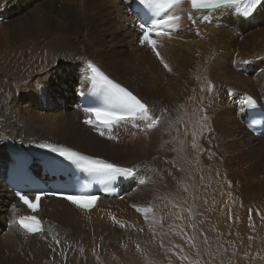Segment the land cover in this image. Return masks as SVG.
I'll return each mask as SVG.
<instances>
[{"label": "bare ground", "instance_id": "6f19581e", "mask_svg": "<svg viewBox=\"0 0 264 264\" xmlns=\"http://www.w3.org/2000/svg\"><path fill=\"white\" fill-rule=\"evenodd\" d=\"M128 1L43 0L30 6V0H0L6 16L24 7L38 17L0 22V169L9 159L3 150L7 136L17 142L65 146L134 169L121 196H100L89 211L62 198L44 197L37 217L45 231L33 235L11 223L29 211L7 190L0 171V223L10 221L3 230L0 227V264H264V138L248 131L235 116L243 93L264 103V3L249 18L232 9L217 10L209 19L222 21L218 26L201 23V14L188 18L189 7L184 4L176 10L181 19L171 30V38L156 37L160 52L156 57L151 45L140 43L143 34L129 29L133 19L126 13ZM197 25L201 34L187 33ZM102 50L109 63L102 58ZM86 60L95 62L147 104L151 115L159 118L157 126L148 129L147 121L136 119L135 127L114 128L110 133L114 140L95 135L85 123V113L76 107V91L87 84ZM69 90L75 95L70 96ZM66 98L63 111L58 105ZM51 102L49 112L38 111ZM186 138L199 149L193 153L199 166H232L226 169L237 170L238 186L218 183L198 196L194 194L198 187L185 175L180 186L187 193L181 197L175 193L176 208L173 188L185 165V152L190 151ZM222 190H226L224 196ZM149 199H154L153 212L167 221L176 214L185 218L188 234L179 260L170 254V242L169 247L158 239L155 247L125 232L131 224H138L148 229L149 239L159 232L170 240L173 221L167 227L148 214L156 221L149 225L145 214L138 213L137 208ZM249 202L259 214H245L246 221L250 220L245 223L246 231L240 233L233 226L230 229L241 237L229 236L232 240L224 241L223 234H231L224 227L229 222L228 210H234L233 218L235 208ZM127 222L131 224L125 226ZM102 227L114 228L96 234L95 229ZM217 251L223 254L221 260Z\"/></svg>", "mask_w": 264, "mask_h": 264}, {"label": "snow or ice", "instance_id": "6c2138e0", "mask_svg": "<svg viewBox=\"0 0 264 264\" xmlns=\"http://www.w3.org/2000/svg\"><path fill=\"white\" fill-rule=\"evenodd\" d=\"M139 3L144 5L146 9L151 12L150 19H152L150 24L141 23L139 25L143 34L140 43L151 45L153 51H155L156 55L159 57L160 53L156 51L158 41L152 38V34L154 33L156 37L170 36L171 30L179 26V21L181 19L179 15L175 14L176 10L181 9L184 4L190 6L187 12L189 18L195 13L201 14L202 18L207 20L212 13L221 9H234L245 16H249L255 11L258 5L264 3V0H139ZM204 11H207L208 15H203ZM147 14L148 13L146 12V15ZM165 27H167V31L163 30ZM161 62L163 63L162 57ZM247 62L248 61H244V63ZM164 67L168 68V64L164 63ZM90 70L93 74V82L103 89L110 107L86 108L85 111L90 114L89 118L85 121L86 123L100 124L108 129L109 133L113 126L127 119H140L147 121L146 127L148 129L157 126L159 118L151 115V111L147 104L127 88L116 83L103 72L99 71L95 66H92ZM170 70L171 69L169 68V71ZM207 87L208 90L211 91L213 86L209 82ZM240 103L243 105L255 106L256 101L251 96H246L240 101ZM92 117H95V119ZM203 119L206 120L207 117L205 116ZM202 127H206V125H203ZM100 134L104 135L105 133L101 131ZM195 135L196 133L194 132L193 136ZM109 139L114 140L116 137L109 135ZM193 146H196L195 143ZM44 147H50L53 152H58L60 156L66 157L68 160L79 162L80 166L86 171L99 174L108 180H115L120 176H130L134 171L132 168L120 167L117 164L110 163L103 159L80 155L67 148H56L51 145H44ZM143 182L144 181H141V183ZM17 195L19 200L27 205L28 208L32 209L33 212L37 211L39 201L41 200L40 193H36L34 200L21 193H17ZM66 199L84 210L92 207L91 203L85 202L86 198L84 197L69 195ZM91 199H95V197H92ZM133 207L137 206L133 205ZM137 211L143 212L145 214V219L147 220L149 219L148 214L152 213L153 209L151 206L138 207ZM11 223L19 225L20 229L28 235L41 234L45 231L43 222L35 215L14 217ZM53 239L57 244L60 243L55 236H53Z\"/></svg>", "mask_w": 264, "mask_h": 264}, {"label": "rangeland", "instance_id": "374dc122", "mask_svg": "<svg viewBox=\"0 0 264 264\" xmlns=\"http://www.w3.org/2000/svg\"><path fill=\"white\" fill-rule=\"evenodd\" d=\"M43 0H30V6H33L34 3H37L38 5L40 4V2H42ZM57 1V0H56ZM0 10L3 12L4 11V14L0 13V22L1 20L6 23V24H10V23H15V22H18V21H25V20H32V21H35L37 20V16H35L37 13H33L31 10L32 9H26V8H21L19 9L18 11L16 12H10L9 15H5V8L4 6H2L0 8ZM202 20V19H201ZM195 23V22H194ZM125 25L127 26V22H125ZM131 25L132 24H129V29L132 30L133 32L134 29L131 28ZM229 27H232V25H229ZM128 31V30H127ZM241 31V30H240ZM242 32V31H241ZM193 33V32H192ZM242 34V33H241ZM241 34L238 33L239 36H241ZM136 35V34H135ZM128 37H131L130 36V33H129V36ZM161 38H165L164 37H161ZM171 38V37H170ZM136 42H137V35H136V38H135ZM128 48H131V46H128ZM106 50L108 51V49L106 48ZM130 50V49H129ZM91 52V51H90ZM101 53V56L103 58V56H105V51H100ZM108 53H110L108 51ZM105 54V55H104ZM108 56V54H107ZM89 57H93L91 55H89ZM118 56H116L115 59H117ZM106 60H105V59ZM103 59L105 61H107L109 63V59L108 57H104ZM108 59V60H107ZM119 59V58H118ZM161 61V59L159 60ZM260 62L261 64V60H257ZM240 69V68H239ZM109 76V75H108ZM110 77V76H109ZM112 78V77H111ZM113 79V78H112ZM115 80V79H114ZM261 85V84H260ZM263 86V84H262ZM263 90V88H262ZM232 89L229 90V92H231ZM66 93V91H65ZM68 94L70 96H74L75 93H74V90H69L68 91ZM23 95V93H22ZM136 95V94H135ZM67 96V95H65ZM76 98H77V95H75ZM68 99L66 98L65 101H60L59 102V105L58 107L60 109H62L63 111H65V109L67 108L66 105H65V109L60 106V104L62 105L63 102H65L66 104H68ZM0 103L2 104V101L0 100ZM54 102H51V104L49 106H46V107H42V108H38V111L42 112V113H46V112H49L51 109H52V105H53ZM75 103V102H74ZM0 104V105H1ZM8 137V136H7ZM5 137V139L7 138ZM9 138H12V137H9ZM13 139V138H12ZM14 140V139H13ZM22 143H32V142H25V141H21ZM117 142V141H115ZM128 142V141H127ZM186 143H187V148L190 150L189 153H186L185 152V165L184 167L178 172V174L176 175V178H175V182H174V188H173V196H172V200H173V204L175 205L176 208L179 207V204H178V199L174 198L175 196V193H177L180 197L184 194V193H187L185 190H183L181 188V179L185 176V175H189L190 176V180L192 181V185L193 186H197L198 187V190H194V194L196 193H199L198 196L202 195V193L211 188V187H216V185L219 183L221 186H226V187H229V188H233V187H237L238 183H236L237 181V176L238 174L237 173V170L235 169V171L233 170H228L226 169L227 167H232V166H228V165H222L220 164L218 167L216 168H213V169H208L207 166H204V165H201L199 166V164L197 162H195L193 159V153H198L199 149L196 148V147H193L192 146V142L189 138H186ZM264 143V142H263ZM264 146V144H263ZM224 151H222L223 153ZM225 154V153H224ZM136 168V167H135ZM237 175V176H236ZM258 181V180H257ZM218 184V185H219ZM217 185V186H218ZM228 185V186H227ZM190 186H188L189 188ZM215 189V188H214ZM130 190H128L129 192ZM224 191L226 190H222L221 192L224 193ZM225 195V193L223 194V196ZM154 202V199H149L148 202L142 206V207H148V206H152V203ZM247 205H244V204H241L239 205L241 208H238L236 207L235 208V216L232 218V211L228 210L227 212V216H228V221L229 222H226V224L224 225V227L228 230H230L231 234L234 233V235H231L229 233V231H226L227 233L226 234H223V237H224V241L225 239L227 238L228 240H232V238H230L229 236L231 237H235V239H238L239 237V233H237L236 230L240 231V233H244L246 231V226H245V223H248L250 224V220L249 221H246L245 219V214L246 215H249V214H256L258 215L259 213H256L255 212V206L256 205H250V202L249 203H246ZM153 207V206H152ZM153 209V208H152ZM254 211V212H253ZM140 215H144L143 213H141L140 211L138 212ZM149 214H154L158 219H160V223L167 226L169 225L172 221L174 223V226H173V233H171L169 235L170 237V240H166L164 238V236L159 233V232H154V234L157 236H153L154 239H149V237L147 236V232H148V229H143L142 227H140L138 224H131V223H124L125 226L127 225H130L131 226H128V228L125 230V232H129V233H133L135 234L136 236H139L140 237V240L141 241H145V242H151L150 245H154L155 247H158L157 246V243H161V244H166V245H173V249H171L170 251V254L171 255H174L176 257L177 260H179L180 257H182V255L184 254V251H185V240L184 238L187 236L188 234V226L187 224L185 223V218L184 216L182 215H174L173 218H171L169 221H167L162 215H160L159 212H152V213H149ZM264 215V214H263ZM253 217V215H252ZM144 220L145 217H143ZM150 219H147L145 221V223L148 222L149 225H151L150 223H155L156 224V221L152 218V217H149ZM231 218V220H230ZM166 221V222H163V221ZM231 221V223H230ZM106 223H109V222H106ZM177 223V226L175 225ZM10 224V221H6L5 224L3 225V223H0V227L1 229L3 230V228H6L7 226H9ZM255 224V223H254ZM112 225V224H111ZM114 225V224H113ZM227 225V226H226ZM109 226V225H108ZM235 227L236 230L234 231V228L233 230L230 229L232 227ZM106 227V226H105ZM167 227H170V226H167ZM112 228L114 227H111V228H101V229H95V232L96 234H100V233H106L107 231H110ZM116 231V230H115ZM114 231H112L113 233ZM150 232V231H149ZM152 233V232H151ZM3 234V232H2ZM108 234V233H107ZM111 234V233H110ZM161 234V235H160ZM168 235V233H167ZM1 233H0V238H1ZM104 236V235H103ZM96 237H99V236H96ZM160 237V238H159ZM2 239V238H1ZM158 239H159V242H158ZM83 240L85 241V238L83 236ZM170 242V243H169ZM172 242V243H171ZM169 243V244H168ZM156 244V245H155ZM176 244V245H175ZM169 245V247H170ZM4 246V247H3ZM163 246V245H162ZM165 246V245H164ZM177 246V248H176ZM2 249L4 250L5 248V244L3 243L1 245ZM173 251V252H172ZM172 252V253H171ZM178 256V257H177ZM216 256L219 260H221L223 258V254H220L218 251L216 252ZM174 259V260H176ZM176 260V262H178ZM178 264V263H177Z\"/></svg>", "mask_w": 264, "mask_h": 264}, {"label": "water", "instance_id": "95a60500", "mask_svg": "<svg viewBox=\"0 0 264 264\" xmlns=\"http://www.w3.org/2000/svg\"><path fill=\"white\" fill-rule=\"evenodd\" d=\"M133 169V168H132Z\"/></svg>", "mask_w": 264, "mask_h": 264}]
</instances>
